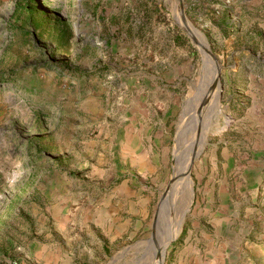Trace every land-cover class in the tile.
<instances>
[{
	"label": "rangeland",
	"instance_id": "374dc122",
	"mask_svg": "<svg viewBox=\"0 0 264 264\" xmlns=\"http://www.w3.org/2000/svg\"><path fill=\"white\" fill-rule=\"evenodd\" d=\"M180 4L0 0V264H156L177 227L161 264H264V0ZM144 83L178 109L140 176L122 126Z\"/></svg>",
	"mask_w": 264,
	"mask_h": 264
},
{
	"label": "crops",
	"instance_id": "0c3cea01",
	"mask_svg": "<svg viewBox=\"0 0 264 264\" xmlns=\"http://www.w3.org/2000/svg\"><path fill=\"white\" fill-rule=\"evenodd\" d=\"M173 69V68H172ZM174 73H176L174 71ZM147 92H139L134 102L130 101L129 109L124 113V123L122 126V150L127 152L130 165H136L134 170L138 175L153 172L158 165L157 159H162L161 142L164 143L163 137L169 136L172 128V116L178 109V97L176 93L163 95L161 89L158 94H153L155 86H149ZM162 86L167 84L161 83ZM151 91V92H150ZM170 96V100L168 99ZM126 117V118H125ZM146 142L147 146H144ZM157 145L160 148H157ZM120 149V147H118ZM160 150V154L157 152ZM137 151V153H135ZM126 153H124L125 155ZM136 156V158H135ZM141 162L138 164V161ZM136 162L133 163V162ZM154 163V165H152ZM152 177L148 178L152 181ZM151 188L150 184L145 186ZM122 190V186H120ZM139 190V188H137ZM120 193V192H119ZM154 187L147 190L146 194L140 198V215L145 217L148 213L150 201L153 198Z\"/></svg>",
	"mask_w": 264,
	"mask_h": 264
},
{
	"label": "water",
	"instance_id": "95a60500",
	"mask_svg": "<svg viewBox=\"0 0 264 264\" xmlns=\"http://www.w3.org/2000/svg\"><path fill=\"white\" fill-rule=\"evenodd\" d=\"M180 3H181V0H179V12H180V15H181V18H182V8H181V4H180ZM182 20H183V18H182ZM187 30H188V28L186 27V31H187ZM188 31H189V30H188ZM189 34H190V33H189ZM190 37L192 38V40H193L194 42H196V40L194 39V37H193L191 34H190ZM203 50H204L205 54L208 56V58L212 61L213 65H214L215 73H214V76L212 77L210 83H209L208 86H207V89H209V88L212 89V88L216 85V83H217L218 75H219V73H220V67L218 66V62H217V59H216V57L214 56V54H213L208 48H206V47H204ZM193 158H194V157H193V155H192V156L190 157L189 161H188V166H187V168L184 170L183 173H180V174H182V176L188 174L189 168H190L191 165H192ZM175 176H176V175H173V176H171V177L169 178V181H168L167 184L165 185V188H164V190H163V192H162V195H161V197H160L159 200H158V203H157V205H156V207H155V209H154V211H153V218H152V222H151V223H152V226L155 225L156 217H157V214H158V211H159L160 205H161V203H162V200H163L164 194H165V192H166L167 189H168L169 183L174 179ZM175 237H176V235H175L174 237H172L168 242H170L171 240H173ZM168 242L163 246V249L166 247V245L168 244ZM159 264H161V261H160Z\"/></svg>",
	"mask_w": 264,
	"mask_h": 264
},
{
	"label": "bare ground",
	"instance_id": "6f19581e",
	"mask_svg": "<svg viewBox=\"0 0 264 264\" xmlns=\"http://www.w3.org/2000/svg\"><path fill=\"white\" fill-rule=\"evenodd\" d=\"M200 36V35H199ZM199 39H201L200 40V43L202 44V45H200V50H202V52H204V50H203V48L204 47H206L205 46V41H204V39H203V36H200L199 37ZM199 44V43H198ZM212 91L213 90H215V89H211ZM216 108H217V93H216V97H215V106H214V110L216 111ZM198 109H200V106H199V108ZM215 112L213 111V113H212V118L214 117V114ZM210 117V118H211ZM187 167H185V169H186ZM182 169V167L178 170V172H180V170ZM184 169V170H185ZM186 179H188V177H187V175H185V180H184V182H186ZM182 181V180H181ZM188 191V189H184L183 190V192H182V194H184L185 192H187ZM181 194V195H182ZM178 229H179V227H177ZM178 229L177 230H172L171 232H170V234L169 235H166V237H165V239H164V241L161 243V244H159L158 245V242H157V245H158V248L156 249V253L158 254V258L156 257V261H155V263L156 264H159L160 263V261H161V259H162V254H163V246L172 238V237H174L175 235H176V233H177V231H178ZM157 241V240H156Z\"/></svg>",
	"mask_w": 264,
	"mask_h": 264
},
{
	"label": "clouds",
	"instance_id": "9594fccd",
	"mask_svg": "<svg viewBox=\"0 0 264 264\" xmlns=\"http://www.w3.org/2000/svg\"><path fill=\"white\" fill-rule=\"evenodd\" d=\"M18 178H19V174H15V173H14V174H13V178H12V180H10L9 182H10V183H14L15 180L18 179Z\"/></svg>",
	"mask_w": 264,
	"mask_h": 264
}]
</instances>
